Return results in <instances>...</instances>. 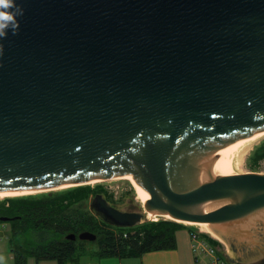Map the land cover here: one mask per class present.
Instances as JSON below:
<instances>
[{
  "label": "water",
  "instance_id": "95a60500",
  "mask_svg": "<svg viewBox=\"0 0 264 264\" xmlns=\"http://www.w3.org/2000/svg\"><path fill=\"white\" fill-rule=\"evenodd\" d=\"M16 6L0 38V193L132 176L149 196L98 193L102 222L194 224L231 264H264V168L240 167L264 133V0Z\"/></svg>",
  "mask_w": 264,
  "mask_h": 264
},
{
  "label": "trees",
  "instance_id": "16d2710c",
  "mask_svg": "<svg viewBox=\"0 0 264 264\" xmlns=\"http://www.w3.org/2000/svg\"><path fill=\"white\" fill-rule=\"evenodd\" d=\"M263 152L264 149H261L258 154ZM77 189L80 192L65 195V201L70 200L68 205H64V199L59 200L58 195L50 194L48 199L33 204L14 202L11 208L0 209L1 217L15 218L10 222L9 235L15 264H27L30 258H35L37 262L79 263L84 250L77 246L78 239L71 241L67 236H78L85 231L97 235L95 242L101 237L98 251L91 253V258L140 257L149 252L174 250L177 247L176 233L186 228L183 223L160 220L144 224L136 232H123L105 224L90 212L86 206L89 187L78 186ZM81 194L82 199L79 198Z\"/></svg>",
  "mask_w": 264,
  "mask_h": 264
},
{
  "label": "rangeland",
  "instance_id": "374dc122",
  "mask_svg": "<svg viewBox=\"0 0 264 264\" xmlns=\"http://www.w3.org/2000/svg\"><path fill=\"white\" fill-rule=\"evenodd\" d=\"M263 140L264 139H262L258 144L250 146L249 148H247V150L245 149L244 151H242L243 154H241V158H240V167L242 169L256 170L257 171V170L264 168V152L261 153L260 155L258 154L259 150L264 149V141ZM81 186L89 187V189L87 190V192L89 193V196H88V200H86L87 201L86 206L90 210L91 213H92V211L89 207L90 202L94 199V197L98 193H102V195L105 198H109L110 195L113 193V191H116L118 194H121L123 191L131 192V191L135 190L133 184L129 180H126V179H113V180L110 179V180H106V181H97L95 183H89V184L81 185ZM77 187L78 186H71V187H65V188L57 189V190L42 191V192L25 194V195L6 196L3 198H0V209H2V208H6V209L8 208L9 209V208H11L12 204H14V202H21L22 201L23 203L25 202V203L33 204V203L39 202L40 200L48 199L50 194L58 195L59 200L64 199L63 204L68 205L70 200L65 201L66 196H69L67 194L80 192L77 189ZM82 197L83 196L81 194L79 196V198L82 199ZM95 217L98 218L97 216H95ZM160 220L166 221V220H170V219L154 218V219H151V220L144 222L140 226H137L134 228H123L121 231H123V232H127V231L136 232L139 229H141V227L144 224L157 223ZM10 222H11V220L8 222L0 221V264H15L14 255L11 251V247H10V243H9L10 228L12 225V224H10ZM195 227H193L191 225H188V226L186 225V229H190L192 232L197 233L199 238L203 239L206 242L207 245L205 244L204 248H206L207 250L210 248H214L215 252H216L215 253L216 256H221L222 258L221 257L220 258H221L222 262H224V264H231L233 262L232 261L233 256H230V254L228 252L229 250L226 247H223V251H224V253H223L214 244V242L210 238L209 234L205 233L200 228H198V227L195 228ZM116 231L119 232V230H116ZM100 239H101V237H99L97 242H95V241L94 242H89V241L78 242L79 241V239H78L77 246H80V248H82L84 250L83 258L79 261L78 264H94V261L90 259L91 258L90 255H91V253H95L96 251H98V242L100 241ZM198 255L200 256L199 257L200 258L199 264H209V263H207L206 256L203 254V252L199 251ZM207 255L211 256L212 261L210 262V264H214L213 259H214L215 255L213 256L211 253H207ZM27 264H39V262H37V260L35 258H30L28 260ZM69 264H73V263H69Z\"/></svg>",
  "mask_w": 264,
  "mask_h": 264
},
{
  "label": "crops",
  "instance_id": "0c3cea01",
  "mask_svg": "<svg viewBox=\"0 0 264 264\" xmlns=\"http://www.w3.org/2000/svg\"><path fill=\"white\" fill-rule=\"evenodd\" d=\"M191 232L190 229L184 228L176 233L177 247L174 250L149 252L140 257L90 259L94 261V264H199L200 256L193 248ZM203 254L206 256L207 263L210 264L212 261L211 256L206 253ZM39 264H58V262L55 260H44L40 261Z\"/></svg>",
  "mask_w": 264,
  "mask_h": 264
},
{
  "label": "clouds",
  "instance_id": "9594fccd",
  "mask_svg": "<svg viewBox=\"0 0 264 264\" xmlns=\"http://www.w3.org/2000/svg\"><path fill=\"white\" fill-rule=\"evenodd\" d=\"M23 15V9L16 6V0H0V38L11 32L15 34L18 27V17ZM7 29V32L4 31Z\"/></svg>",
  "mask_w": 264,
  "mask_h": 264
},
{
  "label": "bare ground",
  "instance_id": "6f19581e",
  "mask_svg": "<svg viewBox=\"0 0 264 264\" xmlns=\"http://www.w3.org/2000/svg\"><path fill=\"white\" fill-rule=\"evenodd\" d=\"M262 139H264V133L258 135L257 137H255L254 139H252L250 142H248L247 144H245L244 148H243V151L247 148H249L250 146L252 145H255V144H258ZM264 141V140H263ZM243 154V153H242ZM113 179H126V180H129L135 190H139L143 195H146V196H149L148 193L146 192V190L132 177V176H122V177H116V178H112L111 180ZM110 180V179H109ZM97 181H94V182H91V183H95ZM62 188H65V187H62ZM62 188H56V189H52V190H57V189H62ZM50 191V190H49ZM30 193H36V192H21V193H0V198H3V197H6V196H17V195H25V194H30ZM185 225H191L193 227H198L200 228L201 230H203L205 233H207V231L202 228V227H199L197 225H194V224H188V223H183ZM195 227V228H196ZM208 234V233H207Z\"/></svg>",
  "mask_w": 264,
  "mask_h": 264
},
{
  "label": "built area",
  "instance_id": "2783aa9c",
  "mask_svg": "<svg viewBox=\"0 0 264 264\" xmlns=\"http://www.w3.org/2000/svg\"><path fill=\"white\" fill-rule=\"evenodd\" d=\"M191 236L193 239V248L196 251V253H198L199 251L203 252V253H206V252L211 253L213 256L215 255L214 259H213L214 264H224V262H222L221 258L216 256V254H215L216 252H215L214 248H210L208 250L206 248H204L206 242L203 239L199 238L197 233L191 232Z\"/></svg>",
  "mask_w": 264,
  "mask_h": 264
}]
</instances>
